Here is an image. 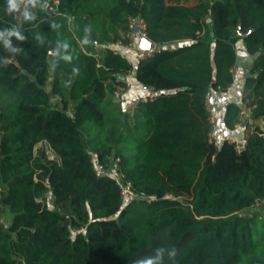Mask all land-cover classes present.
Here are the masks:
<instances>
[{"label": "trees", "instance_id": "trees-1", "mask_svg": "<svg viewBox=\"0 0 264 264\" xmlns=\"http://www.w3.org/2000/svg\"><path fill=\"white\" fill-rule=\"evenodd\" d=\"M11 3L0 0V207L11 215L0 264H264V136L256 125L209 140L204 104L233 82L240 40L255 55L243 80L251 117L264 119V0ZM129 16L159 44L151 56L113 53ZM125 74L153 95L130 126L121 105L107 125L101 103ZM238 112L225 105L223 128ZM39 142L55 157L34 153ZM90 150L155 198L123 202Z\"/></svg>", "mask_w": 264, "mask_h": 264}, {"label": "built area", "instance_id": "built-area-1", "mask_svg": "<svg viewBox=\"0 0 264 264\" xmlns=\"http://www.w3.org/2000/svg\"><path fill=\"white\" fill-rule=\"evenodd\" d=\"M135 26L137 27V30L134 29ZM127 27L128 28L123 33V35L113 41L112 43L113 53L120 54L121 56H126L128 51H134L136 53V57L142 59L151 56L154 52L158 50L159 44L153 41L152 39H150L146 34L145 22L143 18L129 16L127 19ZM141 39H147L149 42H152L154 44L153 48H149V49L140 48L138 44ZM231 72L233 78H235L238 72L236 65H233L231 67ZM125 76H127V74H125ZM45 89L49 91L50 86L47 84L45 86ZM149 90L151 92L150 95L142 97V100H146L152 97L153 95L152 88L149 87ZM52 100L53 98H51V101ZM236 104L239 106V112L235 126L237 128H240L241 130L239 132L241 133L240 138L244 139L247 136H249V134L253 132H257L255 128L256 124H254V120L251 117V106L249 105V99L246 96H244L241 99V101ZM206 111L208 113V122L210 124V130L208 134L209 140H212L215 138V132L217 129L216 118L212 111L208 110L207 108ZM258 134L264 136V133L262 131L258 132ZM235 139L236 138L234 137L231 138L230 140L233 141ZM235 148L238 151L240 149V144H236ZM90 160L93 164L95 174L98 177L111 176L114 179L115 184L117 185L120 191L121 199L123 202L126 201V199L129 196L132 198H136L138 200L147 198L148 201L155 198L154 196H145L143 194H139L134 190H132L129 181L126 180L125 175L119 168L118 158L113 159L110 164L103 163L99 160L97 153L93 150H90ZM166 196H171V195H166ZM3 224L4 226H6L4 222Z\"/></svg>", "mask_w": 264, "mask_h": 264}, {"label": "crops", "instance_id": "crops-1", "mask_svg": "<svg viewBox=\"0 0 264 264\" xmlns=\"http://www.w3.org/2000/svg\"><path fill=\"white\" fill-rule=\"evenodd\" d=\"M239 48V53L237 49ZM236 51V68L237 75L235 76L231 85L226 89L211 90L205 99V107L212 111L216 118L217 129L215 132V137L217 139L223 138H239L240 128L235 127L233 130H228L222 126V117L224 112V107L228 102L239 103L244 97L245 89L243 86L244 75L249 69L250 63L254 59L255 55H249L245 52L243 43L239 40L235 44ZM134 55V51L130 52ZM238 53V54H237ZM128 86L124 89V93L118 97L120 99V104L123 106V110H128L133 103L139 100V98L144 97L148 89L145 85L137 81V79L131 75L127 76ZM127 113V111H125ZM124 118V117H123Z\"/></svg>", "mask_w": 264, "mask_h": 264}, {"label": "rangeland", "instance_id": "rangeland-1", "mask_svg": "<svg viewBox=\"0 0 264 264\" xmlns=\"http://www.w3.org/2000/svg\"><path fill=\"white\" fill-rule=\"evenodd\" d=\"M199 1H205V0H165V3H181L185 5H193ZM92 44H95V43L93 42ZM99 47L101 46H98V48ZM237 51L239 53V48L237 49ZM123 93H124V89H122L120 86H117L116 89H114L113 93L111 94H109V92L106 93V96L103 102L101 103V109L104 112L105 122L107 123V125H109L112 122V120H114V118H116L119 115L120 109L118 108L119 107L118 105H121V104H120V99L118 97H121ZM244 96H246V92L244 93ZM140 100H142V98H140ZM134 107H135V103H133L131 107L127 110L128 111L127 113L129 114V118L127 120L128 126H130L132 123L131 116L133 114ZM121 118H123V116H121ZM254 124H256L258 128L261 129V131L264 133V119H258L257 121L254 122ZM41 148L45 149V153L47 154L48 158L55 157L52 150L48 147V145L45 142L37 143L33 148V152L36 153ZM259 214H260L259 217L261 218L264 217V211ZM10 217L11 215L9 211L5 207L1 206L0 207V220L4 222L5 224H7L8 221L10 220ZM261 234H262L261 239L262 241H264V230L257 232L256 235H254L255 239L260 237Z\"/></svg>", "mask_w": 264, "mask_h": 264}, {"label": "water", "instance_id": "water-1", "mask_svg": "<svg viewBox=\"0 0 264 264\" xmlns=\"http://www.w3.org/2000/svg\"><path fill=\"white\" fill-rule=\"evenodd\" d=\"M134 29L137 30V27L135 26ZM249 30H250V29H248V30H246V31H241V30L239 29V26H237V28H236L237 33H238L239 35H241V36L246 35V34L249 32ZM94 43H95V42H94ZM138 46H139L140 48H142V49H149V48H153L154 44H153L152 42H149L147 39H141V40L139 41ZM240 137H241V133H239V138H240Z\"/></svg>", "mask_w": 264, "mask_h": 264}, {"label": "clouds", "instance_id": "clouds-1", "mask_svg": "<svg viewBox=\"0 0 264 264\" xmlns=\"http://www.w3.org/2000/svg\"><path fill=\"white\" fill-rule=\"evenodd\" d=\"M15 7H16L15 3H11V0H10V8H15ZM143 264H152V260L151 259L146 260L143 262Z\"/></svg>", "mask_w": 264, "mask_h": 264}]
</instances>
